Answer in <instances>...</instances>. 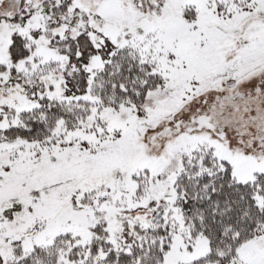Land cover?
Listing matches in <instances>:
<instances>
[{"label":"snow or ice","instance_id":"1","mask_svg":"<svg viewBox=\"0 0 264 264\" xmlns=\"http://www.w3.org/2000/svg\"><path fill=\"white\" fill-rule=\"evenodd\" d=\"M0 264H264V0H0Z\"/></svg>","mask_w":264,"mask_h":264}]
</instances>
